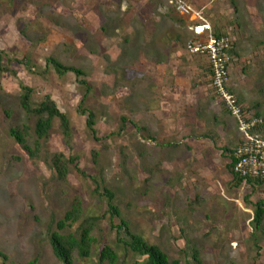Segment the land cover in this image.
Returning <instances> with one entry per match:
<instances>
[{
    "label": "rangeland",
    "instance_id": "374dc122",
    "mask_svg": "<svg viewBox=\"0 0 264 264\" xmlns=\"http://www.w3.org/2000/svg\"><path fill=\"white\" fill-rule=\"evenodd\" d=\"M231 1L204 14L214 33L237 40L241 58L231 67V86L264 117L263 11H255L259 27L246 19L244 34L232 36V22L240 18L243 25V15ZM173 11L172 0H0L4 65L20 61L0 75V248L9 257L0 264H63L49 233L76 199L83 219L61 234H77L89 219L95 243L90 258L75 253V264H108L99 259L102 244L116 251L117 264H145L127 250L122 220L171 260L195 264L197 251L204 264H264V223L260 231L252 224L264 189L236 188L225 154L210 140L192 138L212 134L225 147L238 144L242 133L214 99L207 61L186 51L194 24L185 17L176 22L181 15ZM50 58L85 73L92 87L85 108L95 114L101 141L79 112L87 86L74 72L59 75ZM23 87L32 88L35 106L50 96L72 124L67 143L54 121L40 159L9 135L26 124L29 144L36 140L37 118L21 107ZM124 118L134 125L120 133ZM57 153L77 158L66 182L45 162ZM106 189L120 216L111 214Z\"/></svg>",
    "mask_w": 264,
    "mask_h": 264
},
{
    "label": "trees",
    "instance_id": "16d2710c",
    "mask_svg": "<svg viewBox=\"0 0 264 264\" xmlns=\"http://www.w3.org/2000/svg\"><path fill=\"white\" fill-rule=\"evenodd\" d=\"M175 16L177 14L176 10L173 11ZM177 17V16H176ZM174 18V20L180 24H184V18ZM242 24L237 20L232 22V28L234 29L232 36H238L244 34V30L242 28ZM214 35L217 38L221 37H230L229 34H226L222 31L215 30ZM237 41L234 42V47L231 51L232 56L235 58L239 56L238 51L236 50ZM6 54L3 51H0V75L4 73L11 72V65L17 62H20L16 59H10L7 66L4 65V59ZM206 60L208 63V73H209V81L210 86L214 95V99H218V94L215 88L213 87V80H214V73L212 70V66L206 56V54H200L195 56ZM52 65L53 68L57 71V73L61 76L67 74L68 72H74L77 75L78 81L81 85L87 86V94L84 97L82 104L79 107V112L82 115H87V128L95 139V141H101L99 137V132L96 129V117L93 111L88 108H85V102L87 99L88 94L91 92V84L85 79V73L76 67L72 66H65L61 62H59L55 58H50L48 60V66ZM231 69L229 72V81H231ZM226 89L235 96V101L237 106L242 110V113L246 120L249 122L253 120L260 121L252 130V133L259 135L262 139H264V117L263 115L254 107L246 105V103L240 99L237 91L232 87L229 83L226 86ZM24 93L21 95V107L26 112L28 116H35L37 121L34 127V133L36 136V140L34 142V146L29 144V139L31 135V128L29 125L22 124L12 127L9 130V135L12 137L16 143L20 146L23 152H25L31 159H40L41 154L43 151L44 144L49 140L52 130L54 128V121L59 120L65 139L67 143H69L71 139V129L72 124L69 117L60 111L57 103L50 97L46 96L44 100L35 106L32 102V93L33 90L30 87H23ZM219 108L221 112L225 115L233 118L236 121V126L239 129V123L231 110L228 108L225 101L218 99L217 100ZM217 120V119H216ZM218 121V120H217ZM123 128L120 129V133L124 131L127 127L134 125L133 122L129 121L128 119L124 118L123 121ZM197 139H207L214 143L218 150H221L227 159H229L228 170L229 173L233 176V184L236 188L240 187H249L251 192L254 193L257 189H264V180L261 179H253V178H241L240 176L234 173V164H235V153L239 147V145L243 142V136L238 141V144L230 145L226 144L224 147L223 145H219L217 140L212 134H203L200 136H194ZM218 139H220L218 137ZM174 145H179V143H170L167 146L172 147ZM166 146V147H167ZM46 159V158H45ZM50 168H52L56 173V178L61 182H66L70 175V168L73 165H76L77 158L75 157H67L63 153L54 154L45 161ZM81 173V171H79ZM93 179V178H92ZM95 181V180H94ZM97 182V181H96ZM98 184V182H97ZM105 197L108 199V206L110 208V212L112 215L120 216V213L116 206L114 205V194L109 190H105L104 194ZM264 203L259 201L256 204L255 215L253 218V227L256 231L263 230V223H264ZM84 216V209L83 204L79 199H76L73 207L71 210L66 212L64 218L58 222V230L52 231L49 233V241L53 247L54 253L56 257L63 262V264H75V253H78L81 259H88L92 254V249L95 243V239L92 236L93 225L94 222L86 219L83 221V224L80 226L79 231L76 233H67L61 234V231L72 227L80 220L83 219ZM118 229L124 232L126 236H128L129 240L125 242L127 250L130 249L133 253L145 257L146 262L145 264H184L181 260L174 259L171 260L167 253H165L159 246L149 244L143 236L139 234H135L132 232L130 225L123 221ZM118 254L116 251L108 244H102L99 249V259L102 263L108 264H117L118 263ZM0 259L3 261H8L9 257L7 254L0 248ZM193 261L195 264H204L200 255L197 251H195L193 256ZM29 264H39L38 259H35L33 262ZM235 264V263H232Z\"/></svg>",
    "mask_w": 264,
    "mask_h": 264
},
{
    "label": "built area",
    "instance_id": "2783aa9c",
    "mask_svg": "<svg viewBox=\"0 0 264 264\" xmlns=\"http://www.w3.org/2000/svg\"><path fill=\"white\" fill-rule=\"evenodd\" d=\"M172 4L178 14L194 24L190 30L194 32L195 37L186 44L187 53L192 56L206 54L214 73L213 87L217 91L218 99L225 101L239 123L243 142L235 153L234 173L245 179L264 180V139L252 133L260 121L246 120L236 104L235 96L226 89L229 72L235 61L231 54L234 47L232 38H217L204 11L196 10L188 1L172 0Z\"/></svg>",
    "mask_w": 264,
    "mask_h": 264
},
{
    "label": "crops",
    "instance_id": "0c3cea01",
    "mask_svg": "<svg viewBox=\"0 0 264 264\" xmlns=\"http://www.w3.org/2000/svg\"><path fill=\"white\" fill-rule=\"evenodd\" d=\"M186 1H188L196 10L206 11L208 9H211L216 4V2H218L220 0H186ZM238 1L241 2V7L239 6ZM195 2H197L198 4H196ZM231 3L234 5L233 11L235 13L236 12H240V13H238V14H240V16H241V13L243 15V16H241V17H243V19L241 18L242 21H243V25H242L243 28L245 26L244 25V20H246V19H248L250 21V22H248V24H250V23L252 24L253 23L255 25V27H259V24H258V22H257V20L255 18V11L256 10L263 11L261 13H262V15H264V7L260 6L261 4H264V0H234V1H231ZM227 14H229V12ZM181 17H183V16H181ZM253 17H254V19H253ZM259 17H260V15H259ZM239 19L240 18H238V21H239ZM232 20H234L233 17H232ZM236 21H237V18H236ZM189 22L191 23L190 20H189ZM237 46H238V43L236 45V50H237ZM196 58H198V57H196ZM239 58H241V56L240 57L237 56L235 58V61L239 60ZM234 62H233V64H234ZM229 84L230 85L232 84L231 81H229ZM234 89H235V87H234ZM192 138L197 139L196 137H192ZM183 139L186 141L188 138L186 136H184ZM166 146H167V144H166Z\"/></svg>",
    "mask_w": 264,
    "mask_h": 264
},
{
    "label": "bare ground",
    "instance_id": "6f19581e",
    "mask_svg": "<svg viewBox=\"0 0 264 264\" xmlns=\"http://www.w3.org/2000/svg\"><path fill=\"white\" fill-rule=\"evenodd\" d=\"M202 30H200V32H201Z\"/></svg>",
    "mask_w": 264,
    "mask_h": 264
}]
</instances>
